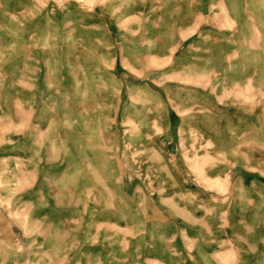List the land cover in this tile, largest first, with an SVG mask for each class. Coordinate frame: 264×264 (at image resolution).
I'll return each instance as SVG.
<instances>
[{
    "label": "rangeland",
    "instance_id": "rangeland-1",
    "mask_svg": "<svg viewBox=\"0 0 264 264\" xmlns=\"http://www.w3.org/2000/svg\"><path fill=\"white\" fill-rule=\"evenodd\" d=\"M166 1L0 0V264H81L83 252L74 258L78 263L72 252L115 245L116 230L103 224L132 222L133 207L142 211L143 240L149 227L164 229L151 232L156 241L168 226L181 235L180 226L197 225V194L181 192L199 186L168 183L174 173L166 165L172 160L165 149L168 113L155 84L179 75L172 73L173 35L187 37L198 25L223 34L207 36L211 45L191 55L200 73L178 78L230 90L227 77L237 74L230 66H247L254 80L262 79L264 0H184L201 9L186 33L162 22ZM115 65L118 86L112 75L101 82L100 72ZM103 107L110 112L105 130L86 133ZM135 176L142 183L134 188ZM213 194L205 200L206 228L227 229L246 218L231 221L229 209L244 213L254 205L228 199L229 192ZM71 209L78 213L70 215ZM182 209L191 216L174 215ZM245 234L237 232L238 258L258 254Z\"/></svg>",
    "mask_w": 264,
    "mask_h": 264
},
{
    "label": "crops",
    "instance_id": "crops-1",
    "mask_svg": "<svg viewBox=\"0 0 264 264\" xmlns=\"http://www.w3.org/2000/svg\"><path fill=\"white\" fill-rule=\"evenodd\" d=\"M161 6L169 8L163 14L162 22L178 25L179 32L182 33L191 32L190 26L196 22L195 13L201 11L184 0L166 1ZM193 29L192 34L182 36L181 39L177 36L178 32L173 35L171 44L177 50L172 67L173 77L179 74L178 76L182 75L184 78L186 72L200 73L192 69L193 63L189 61L191 55H198L206 46L211 45L206 39L207 36L218 37L223 34L213 27L205 28L204 25ZM213 45L219 49L222 46L216 41ZM158 55L164 54L158 51ZM234 70L237 74L232 73L227 77L230 90L222 91L224 86L221 85L210 91L201 79H180L178 76L169 83L155 84L158 87L156 94L165 102L168 113L165 136L169 143L165 149L172 156V160H166V165L174 172L168 183H196L199 186L198 192L187 191L186 187L181 192L183 196L187 194L188 198L197 194V225L180 226L181 235L178 227L174 229L173 226H168L165 235H160L162 239L156 241L152 239L151 232H163L164 229L155 230L149 227L147 231L151 232L143 240L142 211L139 207H133L132 222L118 218L103 224L116 230L115 245L105 241L95 247H81L82 251L80 249V252H72L71 261L78 263V259L74 258L83 252L79 260L81 264H264V75L262 79L254 80L253 68L230 66V71ZM100 73L103 78L101 82L112 75L113 84L118 86L117 65L113 71L103 70ZM104 96V102H107L110 93H105ZM141 107L140 105L134 110V116L141 114ZM96 116L98 121L89 125L86 133L103 130L110 112L103 107ZM83 128L85 129L84 125ZM160 151L163 152L162 149ZM149 166L158 167L152 161ZM136 178L135 176L133 179L134 188L142 183ZM136 188L142 190L141 186ZM209 192H214L209 195L214 199L217 194L229 192L226 196L228 199L252 201L254 205L248 207L244 213L239 209H229L226 213L231 221L233 217L238 219L239 215L246 218L239 220V223L229 224V227H225L227 229H222L219 224H211L206 228L205 200ZM114 210L119 216L117 212L120 209ZM74 212L77 210L71 209L69 214L76 215ZM174 215L190 217L191 212L189 209H182L177 210ZM209 215L217 213L209 211ZM90 226V231H93L92 225ZM147 226L149 225L145 224L144 227ZM238 231L245 232L246 240L252 241L251 247L256 248L255 252L258 253L256 256L247 254L238 258L233 249L239 246L236 240ZM186 232L190 235L189 239L185 236ZM122 234L126 235L124 239ZM222 244L226 248L223 249Z\"/></svg>",
    "mask_w": 264,
    "mask_h": 264
}]
</instances>
